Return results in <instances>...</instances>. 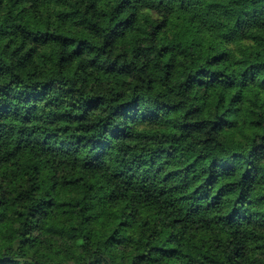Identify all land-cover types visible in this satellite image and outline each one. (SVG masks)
<instances>
[{"label":"clouds","instance_id":"1","mask_svg":"<svg viewBox=\"0 0 264 264\" xmlns=\"http://www.w3.org/2000/svg\"><path fill=\"white\" fill-rule=\"evenodd\" d=\"M0 264H264V0H0Z\"/></svg>","mask_w":264,"mask_h":264}]
</instances>
